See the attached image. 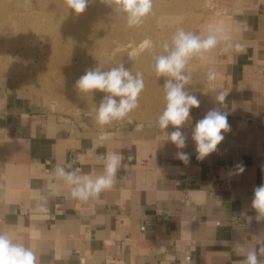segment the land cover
<instances>
[{"label": "crops", "instance_id": "1", "mask_svg": "<svg viewBox=\"0 0 264 264\" xmlns=\"http://www.w3.org/2000/svg\"><path fill=\"white\" fill-rule=\"evenodd\" d=\"M10 2L0 0V9ZM226 21L246 50H218L208 65L192 62L186 87L201 104L181 128L183 149L166 139L173 126L160 130L155 121L105 133L70 123L48 112L25 77L0 62V232L32 249L37 264H244L252 249L264 264V219L251 208L254 189L264 184V0L239 2ZM208 67L222 76L217 88L206 80ZM221 89L228 92L223 104L216 101ZM213 108L228 113L230 130L215 152L198 159L192 129ZM93 142L100 145L95 154L84 155ZM108 152L123 160L116 183L98 199H74V185L54 174L57 164L78 175L102 174L97 157ZM222 166L230 185L215 193L206 180Z\"/></svg>", "mask_w": 264, "mask_h": 264}, {"label": "rangeland", "instance_id": "2", "mask_svg": "<svg viewBox=\"0 0 264 264\" xmlns=\"http://www.w3.org/2000/svg\"><path fill=\"white\" fill-rule=\"evenodd\" d=\"M242 1L153 0L152 14L140 27L130 28L125 15L102 0H94L78 16L67 9L65 0H11L0 9V62L25 77L33 98L48 112L81 128L105 133L137 122L156 121L164 108L165 78L155 75L152 57L163 51L161 45L178 28L199 33L210 21L226 19ZM55 26L59 28L55 30ZM148 40L154 48L140 47ZM218 50L210 54L209 61L217 56ZM121 63L133 74L143 73L145 87L138 97L139 107L128 118L100 126L94 120L93 110L104 94L78 93L75 83L87 69L98 64L108 70Z\"/></svg>", "mask_w": 264, "mask_h": 264}, {"label": "clouds", "instance_id": "3", "mask_svg": "<svg viewBox=\"0 0 264 264\" xmlns=\"http://www.w3.org/2000/svg\"><path fill=\"white\" fill-rule=\"evenodd\" d=\"M93 2L94 0H65L67 9L77 16L84 13ZM102 2L112 7L114 11L123 13L126 25L130 28L140 27L153 12V0H102ZM221 45L223 47H220ZM144 46L155 47L150 40L145 41ZM161 47L163 51L152 57V70L157 77L165 78L164 108L154 126L160 130L167 129L169 125L173 126L174 130L166 135V139L178 149H183L186 147V135L181 128L191 120V110L199 108L201 104L200 99L186 87L193 82L194 65L192 62L195 60L201 65L209 64L210 54L218 48L220 55L233 52L242 54L246 49L244 44L234 41L231 29L224 18L210 21L199 33L178 28L170 40L165 41ZM221 79V74L214 67H208L206 80L210 87L217 88V82ZM144 87L143 73L133 74L124 63L108 70H104L103 66L98 64L87 69L75 83L78 93L100 92L104 94L99 106L93 110L94 120L100 126L128 118L129 114L139 107L138 97ZM227 95V91L219 90L216 101L223 104ZM227 117V112L213 108L195 123L191 136L196 145L198 159H204L215 152L217 146L224 140L222 133L230 130ZM99 146L93 142L92 147L84 155L93 156L95 149ZM83 158L82 156L81 159ZM177 158L185 163L190 161L189 154L185 152H178ZM97 159L103 160L104 168L103 173L96 176L78 175V169L66 172L63 166L56 165L54 174L74 185L71 189V196L74 199L80 201H87L89 198L98 199L102 192L110 190L116 183L117 172L123 160L122 154L108 152ZM68 167L71 168L72 165L68 164ZM234 167L236 174H242L245 171L242 163ZM251 208L258 213L257 220L264 219V184L254 189ZM37 210L47 211L43 205L38 206ZM260 251L264 253V248ZM0 264H37V256L23 243L14 242L8 233L0 232ZM244 264H259L255 249L246 253Z\"/></svg>", "mask_w": 264, "mask_h": 264}, {"label": "built area", "instance_id": "4", "mask_svg": "<svg viewBox=\"0 0 264 264\" xmlns=\"http://www.w3.org/2000/svg\"><path fill=\"white\" fill-rule=\"evenodd\" d=\"M229 167L222 166L218 169H211L208 175V178L206 180L207 188L213 192L221 191L222 189H225L230 185V183L225 179L222 178L221 172L228 171ZM232 221H237L236 217H232ZM114 262L113 259L105 261L103 263H97V264H112ZM80 264H92L88 262H81Z\"/></svg>", "mask_w": 264, "mask_h": 264}, {"label": "bare ground", "instance_id": "5", "mask_svg": "<svg viewBox=\"0 0 264 264\" xmlns=\"http://www.w3.org/2000/svg\"><path fill=\"white\" fill-rule=\"evenodd\" d=\"M63 18H64V17H63ZM216 19H217V18H216ZM54 23H55V22H54ZM61 23H62V22H61ZM57 24H58V23H57ZM62 24H63V23H62ZM58 25H59V24H58ZM72 25H73V24H72ZM73 26H74V25H73ZM57 27H58V26H57ZM57 27L55 26V30H56ZM66 27H67V26H66ZM58 28H59V27H58ZM58 28H57V29H58ZM72 28H74V27H72ZM72 28H71L70 30H72ZM77 28H78V27H77ZM65 29H66V28H65ZM68 29H69V28H68ZM78 29H79V28H78ZM95 29H96V28H95ZM100 29H101V28H100ZM81 30H82V29H81ZM90 30H91V29H90ZM76 31H77V30H76ZM67 32H68V31H67ZM72 32H73V31H72ZM92 32H93V31H92ZM100 32H101V31H100ZM61 33H62V32H61ZM61 33H60V34H61ZM64 33H65L64 35H66V32H64ZM76 33H77V32H76ZM79 33H80V32H79ZM81 33H82V32H81ZM86 33H87V32H86ZM90 33H91V32H89V34H90ZM93 33H94V32H93ZM115 33H117V32H115ZM119 33H121V31L119 32V30H118V34H119ZM55 34H56V32H55ZM57 34H59V33H57ZM74 34H75V33H74ZM77 34H78V33H77ZM77 34H76V35H77ZM82 34H83V33H82ZM89 34H88V35H89ZM121 34H122V33H121ZM80 35H81V34H80ZM126 35H127V34H126ZM60 36H61V35H60ZM62 36H63V34H62ZM74 36H75V35H74ZM83 36H84V35H83ZM85 36H86V35H85ZM120 36H121V35H120ZM63 37H64V36H63ZM70 37H71V36H70ZM76 37H78V36H76ZM76 37H75V38H76ZM87 37H88V36H87ZM93 37H95V35H94ZM124 37H125V36H124ZM72 38H73V37H72ZM75 38H74V39H75ZM95 38H96V37H95ZM126 38H127V37H126ZM60 39H61V38H60ZM119 39H120V38H119ZM123 39H124V38H123ZM124 40H125V39H124ZM130 40H131V39H130ZM60 41H61V40H60ZM118 41H119V40H118ZM120 41H121V39H120ZM127 41H129V38H128ZM57 42H58V41H57ZM122 42H123V41H122ZM124 42H126V41H124ZM136 42H138V41H136ZM142 42H143V41H142ZM59 43H60V42H59ZM130 43H131V42H130ZM138 43H139V42H138ZM57 44H58V43H57ZM63 44H64V43H63ZM88 44H89V43H88ZM118 44H120V43H118ZM128 44H129V43H128ZM128 44H126V45H128ZM58 45H59V44H58ZM94 45H95V44H94ZM139 45H140V44H139ZM139 45H138V46H139ZM143 45H144V42L140 45V47L143 46ZM67 46H68V45H67ZM87 46H88V45H87ZM117 46H118V45H117ZM122 46H124V45H122ZM81 47H83V46H81ZM125 47H126V46H125ZM85 48H86V47H85ZM123 48H124V47H123ZM130 48H131V47H130ZM130 48H127V49H130ZM133 48H134V46H133ZM137 48H138V47L136 46L135 49H137ZM60 49H61V48H60ZM90 49H91V48H90ZM113 49H114V48H113ZM121 49H122V48H121ZM138 49H139V48H138ZM58 50H59V49H58ZM64 50H65V49H64ZM86 50H87V49H86ZM116 50H119V49H116ZM133 50H134V49H133ZM79 51H80V50H79ZM81 51H82V50H81ZM131 52H132V51H131ZM66 53H67V51H66ZM89 53H90V50H89ZM133 53H134V51H133ZM81 54H82V52H81ZM81 54H80V55H81ZM131 54H132V53H131ZM80 55H79V56H80ZM87 56H88V55H87ZM56 57H57V56H56ZM84 58H85V56L83 57V59H84ZM86 58H87V57H86ZM87 60H88V59H87ZM49 61H50V60H49ZM49 61H48V62H49ZM70 61H71V60H70ZM70 61H69V62H70ZM72 62H73V61H72ZM81 62H82V61H81ZM49 63H50V62H49ZM84 63H85V62H84ZM81 64H82V63H81ZM58 67H59V66H58ZM79 67H80V66H79ZM57 73H58V72H57ZM82 73H83V72H82ZM65 76H66V75H65ZM67 90H68V89H67ZM73 91H74V90H73ZM75 91H76V90H75ZM65 92H66V91H65ZM65 92H63V93H65ZM67 92H68V91H67ZM69 92L72 93L71 91H69ZM76 93H77V92H76ZM77 94H78V93H77ZM77 98H78V97H77ZM79 98H80V97H79ZM91 113H92V112H91Z\"/></svg>", "mask_w": 264, "mask_h": 264}]
</instances>
